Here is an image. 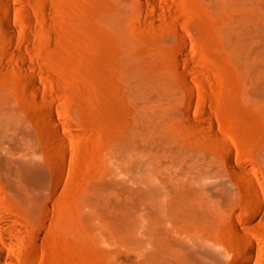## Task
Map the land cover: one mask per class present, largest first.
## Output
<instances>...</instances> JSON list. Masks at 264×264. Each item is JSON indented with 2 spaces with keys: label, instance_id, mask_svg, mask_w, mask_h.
<instances>
[{
  "label": "rangeland",
  "instance_id": "1",
  "mask_svg": "<svg viewBox=\"0 0 264 264\" xmlns=\"http://www.w3.org/2000/svg\"><path fill=\"white\" fill-rule=\"evenodd\" d=\"M0 214L16 264H169V219L264 264V0H0Z\"/></svg>",
  "mask_w": 264,
  "mask_h": 264
},
{
  "label": "bare ground",
  "instance_id": "2",
  "mask_svg": "<svg viewBox=\"0 0 264 264\" xmlns=\"http://www.w3.org/2000/svg\"><path fill=\"white\" fill-rule=\"evenodd\" d=\"M152 1L157 2L158 0ZM10 21L8 15L3 16L2 30L9 36L14 32ZM122 75L125 76L131 91L139 94L157 95L165 83L150 67L142 63L129 68L122 65ZM33 85H36L35 79L30 80L28 88L32 89ZM49 120L53 123L50 117ZM53 139L59 145L62 143L56 136H53ZM226 151L229 155L228 164L232 169L238 161L231 148H226ZM50 164L53 162L50 161ZM235 170L239 171L237 168ZM2 225L8 229L7 233L1 229ZM231 227L239 237V247L243 249V253L237 259L226 248L223 238L212 233L210 228L194 223L178 225L169 219V264H249L257 250L256 243L243 231L241 224L233 221ZM23 231L24 225L20 217L0 214V264H16L13 258L14 251H16L14 243L16 240H21Z\"/></svg>",
  "mask_w": 264,
  "mask_h": 264
}]
</instances>
